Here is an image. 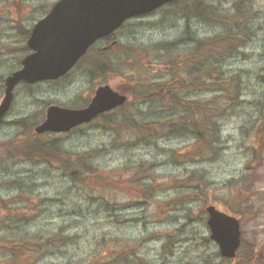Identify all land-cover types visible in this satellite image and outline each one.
Returning a JSON list of instances; mask_svg holds the SVG:
<instances>
[{
    "label": "rangeland",
    "instance_id": "obj_1",
    "mask_svg": "<svg viewBox=\"0 0 264 264\" xmlns=\"http://www.w3.org/2000/svg\"><path fill=\"white\" fill-rule=\"evenodd\" d=\"M55 1L0 0V101L24 44L12 13L30 28ZM204 1L229 12L249 5L254 24L255 36L223 63L227 74L244 78L237 106L227 96L219 99L225 107L216 117L221 149L214 158L195 152L184 159L179 154L188 155L193 136L149 133L137 125L178 114L139 94L155 86L148 79L155 82L168 72L164 66H147L152 47L212 37L224 29L191 12L196 0L128 20L120 30L121 47L101 56L114 63L110 67L89 69L99 57L88 54L66 77L16 87L0 124V264H264L258 259L264 257V0ZM108 78L128 88L130 99L115 113L119 122L97 118L67 133L43 135L70 154L61 155L70 166L88 172V163L98 172L76 180L57 156L42 155L50 156L49 163L7 153L13 142L32 140L47 105L83 107L98 82ZM213 94L185 93L200 102ZM29 116L28 126L14 122ZM125 175L135 177V183L121 179ZM198 185L202 196L194 195ZM210 202L241 213L243 246L231 260L221 256L210 236L205 209Z\"/></svg>",
    "mask_w": 264,
    "mask_h": 264
},
{
    "label": "trees",
    "instance_id": "obj_2",
    "mask_svg": "<svg viewBox=\"0 0 264 264\" xmlns=\"http://www.w3.org/2000/svg\"><path fill=\"white\" fill-rule=\"evenodd\" d=\"M249 7V5L243 3L242 6L235 5L234 10L229 12L230 10H220L211 4H207L204 0H196L191 7V12L197 17L202 16L206 21L220 24L224 30L212 37H184L168 44H157L147 54V66L153 64L164 66L168 69V72L164 77L155 82L148 79L147 81L152 82L155 86L144 88L141 90L142 93L139 94L142 97L159 100L163 106L176 111L178 114L172 117L148 120L146 123H140L137 126L149 133H176L179 136H193L194 141L192 142V146L185 150V153H188V155H184L181 152L179 154L184 159L191 158L190 155L195 152L203 159L214 158L221 149L219 125L216 117L222 116V109L225 107L222 104L219 105V99L222 102L223 97L227 96L232 106H237L240 101L237 92L240 90L244 78L241 73L227 74L223 68V63L228 57L231 58L239 53L240 49L255 36L253 18L248 14L251 11ZM228 17H232L230 20L232 21L231 26H229V21H226ZM13 19L16 22L15 24H20V21L14 17ZM22 27V25L21 27L20 25L18 26L19 32ZM30 31L31 28H26L23 31L25 38H28ZM153 52L154 54L150 57L149 55ZM100 53L101 50L99 48H90L88 54L97 55L99 58L96 59L95 57L89 69L96 65L95 70L99 71L111 65L110 61L108 63L103 61ZM152 79L154 80L155 77H152ZM159 82L160 84H158ZM198 89L207 90L214 94L210 99L201 102L198 99H192L185 95L190 90L196 91ZM158 97H161L165 101H162ZM181 109L182 111H179ZM115 115L113 112H107L101 114L99 118L103 122H119ZM30 119L31 116L18 119L14 122L28 126ZM18 135H23V133H19ZM43 135L33 132L32 140L23 139L13 142L12 147L8 149L7 153L11 154L14 158H18L21 155L28 159H47L49 163H51L48 161L50 156L45 158L41 156L46 154L57 156L63 161L62 168H68L70 170L69 174L76 180L98 172L88 163H84L85 167L88 168V172H82L80 168L70 166L73 165L70 160L66 161V158L70 154L61 151L54 143L44 140ZM61 155L66 156V158L61 157ZM87 155L88 153L84 152L81 158L84 159ZM81 164L83 165L82 162ZM121 179L124 181L130 180L135 183V177L125 175ZM243 180H238V182L234 183V186H238ZM150 185L152 183H149L144 188H148ZM196 188L198 190L194 192V195L202 196L200 194V186L198 185ZM225 208L237 215H241L237 209ZM252 251L256 253L257 249L254 248ZM258 259L263 260V257ZM246 261L248 263V260ZM246 261L244 260L243 263Z\"/></svg>",
    "mask_w": 264,
    "mask_h": 264
},
{
    "label": "water",
    "instance_id": "obj_3",
    "mask_svg": "<svg viewBox=\"0 0 264 264\" xmlns=\"http://www.w3.org/2000/svg\"><path fill=\"white\" fill-rule=\"evenodd\" d=\"M172 1L176 0H57L31 30L27 43L32 51L23 57L22 66L5 79L0 122L10 111L15 87L20 82L33 84L64 76L97 39L112 33L127 19ZM127 97L110 84L99 85L85 107L49 105L45 119L34 130L37 133L67 132L101 112L124 104ZM206 210L211 238L218 243L222 256L235 257L241 245L239 218L213 203L207 205Z\"/></svg>",
    "mask_w": 264,
    "mask_h": 264
},
{
    "label": "flooded vegetation",
    "instance_id": "obj_4",
    "mask_svg": "<svg viewBox=\"0 0 264 264\" xmlns=\"http://www.w3.org/2000/svg\"><path fill=\"white\" fill-rule=\"evenodd\" d=\"M16 20H18L17 18H16V15H12ZM16 23V22H15ZM20 25V27H21V23L20 24H15V28H17V30H18V26ZM26 28L27 27H25V26H23L22 28H21V30H20V33H21V37L24 39V44L22 45V49L20 50V51H22V54L21 55H19L18 56V66L15 68V69H13L9 74H11L14 70H16V69H18L21 65H22V59H23V57L29 52V49H28V46H25V45H27V40H28V38H25V36L23 35L24 33H23V31L24 30H26ZM120 28H118L117 30H115L114 32H112V33H110V34H108V35H106V36H104V37H102V38H100L99 40H97L94 44H93V46H91V47H95V48H99L100 50H101V56H104L106 53H108L109 51H111V50H113V49H115V50H117L118 48H120L121 47V45H122V41L120 40ZM10 50H11V48H10ZM9 50V51H10ZM90 50V49H89ZM89 50H88V52H89ZM88 52H87V54H88ZM102 58V57H101ZM81 60V59H80ZM79 60V61H80ZM103 61H105L106 63H108V61H110L112 64H114L111 60H108V59H103ZM110 67V66H109ZM109 72H112V71H109ZM8 74V75H9ZM116 74V73H115ZM7 75V76H8ZM117 75V74H116ZM109 76H113V74H111V75H109ZM107 80H109V81H107ZM112 78H108V79H105L104 81H100V82H98V84L96 85V87H95V89H94V92L92 93V95H91V97H90V99L89 100H87V102L85 103V105L84 106H86V105H88L89 104V102L91 101V98L93 97V95L95 94V91H96V88H97V86H99V85H101V84H105V83H109L115 90H118V91H120V92H125L127 95H128V99H127V102H128V100L130 99V97H129V94H128V88H126V87H122V86H117L115 83L114 84H112L111 82H112ZM111 81V82H110ZM126 102V103H127ZM83 106V107H84ZM122 106L123 105H121V106H119V107H116V108H113V109H111V110H109V111H107V112H113V113H118L117 111L118 110H120L121 108H122ZM107 112H102L101 114H104V113H107ZM101 114H99L96 118H94L93 120H91V121H94V120H96L97 118H99L100 117V115ZM90 121V122H91ZM89 123V122H88Z\"/></svg>",
    "mask_w": 264,
    "mask_h": 264
}]
</instances>
